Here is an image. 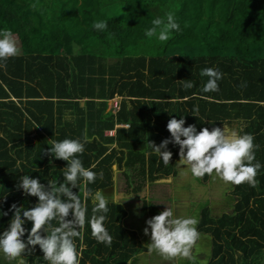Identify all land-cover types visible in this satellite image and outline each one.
Wrapping results in <instances>:
<instances>
[{
  "label": "trees",
  "instance_id": "1",
  "mask_svg": "<svg viewBox=\"0 0 264 264\" xmlns=\"http://www.w3.org/2000/svg\"><path fill=\"white\" fill-rule=\"evenodd\" d=\"M0 3L9 19L13 17L1 20L0 29L14 34L15 25H20L31 40L21 54L0 67V213H8L0 214V233L9 225L13 203L26 210L38 202L37 197L18 189L20 178L29 175L45 185L49 180L62 183L67 162L45 153L53 140L77 139L86 132L90 142L78 158L97 178L94 183L79 181L73 189L87 209L86 223L75 238L79 264H128L143 246L135 232L123 227L128 212L119 199H127L132 192L140 199L148 185L178 175L179 146L168 145L172 158L165 166L148 148V141L158 146L171 139L168 121L183 117L184 126L195 125L198 132L226 126L239 135H253L259 145L255 156L262 167L255 187L233 185L229 214L214 217L203 204L206 209L200 226L211 235L216 250L210 264H261L264 0ZM169 11L175 13L180 30L173 31L166 43L147 38L145 29L151 27V21ZM97 21H107V30H95ZM209 67L218 69L223 78L218 81L219 91L202 93L208 78L201 77L200 71ZM181 80L193 81L194 87L185 90ZM116 96L121 98V110L114 115L108 109ZM124 124L130 127L116 129L114 137L106 135ZM114 166L121 171L118 202L114 200ZM210 178L206 174L198 179L207 184ZM89 190H102L109 199L104 226L113 237L110 247L91 234L93 204L85 195ZM140 200L147 215L150 203L146 198ZM67 219H72L71 213ZM52 223L58 226V221ZM23 226L30 231L32 223L26 221ZM129 244L134 246L129 248ZM24 257L26 264H48L38 245Z\"/></svg>",
  "mask_w": 264,
  "mask_h": 264
},
{
  "label": "clouds",
  "instance_id": "2",
  "mask_svg": "<svg viewBox=\"0 0 264 264\" xmlns=\"http://www.w3.org/2000/svg\"><path fill=\"white\" fill-rule=\"evenodd\" d=\"M32 7L37 6L33 4ZM107 27V21L93 24V28L101 32L106 31ZM179 30L175 13L169 11L151 21V27L145 29V36L150 40L155 38L160 43H166L171 33ZM19 51L11 30L0 29V62H3L0 67H6L7 60L19 55ZM200 76L208 78L201 87L202 93L219 91L218 81L223 78V74L218 69L204 68L200 71ZM181 83L185 90L194 87L191 80H181ZM194 111L198 112V108ZM184 125L183 117L179 120L171 118L166 126L171 139L163 140L158 146L148 141V148L162 159L165 166L172 158V152L168 150L171 143L179 146V164L186 165L194 177L203 178L207 174L225 183L237 186L248 183L255 187V177L262 165L256 161L255 152L259 145L254 143L253 135H239L226 126L223 129L213 127L211 130L205 127L198 132L195 125ZM89 142L86 132L81 138L52 141L45 154L67 162V166L63 168L62 183L49 180L45 185L38 178H31L29 175L20 178L18 189H22L25 195L37 197L38 202L26 210L15 203L11 205L9 211L13 213L12 218L7 229L0 233V253L4 260L26 264L23 255L30 254L38 245L48 264H79L75 238L80 235L79 229L86 223L87 209L73 189L78 188L79 181L94 183L97 178V173L85 168L78 158ZM99 176L103 179V173ZM85 195L93 204V215L89 222L91 234L98 243L110 247L113 237L104 226L109 199L102 190H89ZM70 213L72 219H67ZM0 214L8 215L7 212ZM54 220L58 221V226L53 225ZM26 221L32 223L30 231L23 226ZM146 225L143 231L145 235H149L150 230V243L146 244L149 254L155 252L165 259L181 257L195 264L192 250L200 239L198 220L195 217H176L171 209L166 208L148 219ZM26 232L27 243L23 239Z\"/></svg>",
  "mask_w": 264,
  "mask_h": 264
},
{
  "label": "rangeland",
  "instance_id": "3",
  "mask_svg": "<svg viewBox=\"0 0 264 264\" xmlns=\"http://www.w3.org/2000/svg\"><path fill=\"white\" fill-rule=\"evenodd\" d=\"M9 17L10 14H6L2 10V5L0 3V28L2 27L1 20L4 19L8 21L13 20V17L11 19H9ZM15 21H18V19ZM13 35L17 41V46L20 50L19 54H21L23 48L31 44L30 43L31 40H29L28 36L25 35L24 28L21 27L20 25L19 27L15 25ZM34 44L35 43L32 42V45ZM185 166L186 165H181L178 167V172H177L178 175L174 176L171 180H169L170 182L167 185L159 183L158 186L155 188L154 193H152L154 187L149 191L148 194L142 193V197H140V199L146 198L147 201H149L150 203L149 204L150 206L145 210V213L147 215H142L144 201L142 202L139 198H135V196L133 195L134 192H132L131 195L126 197L127 199L131 197L130 199L128 200L123 199L126 200L123 202V204L129 212V216L125 221V223L128 222L127 224L129 226L133 224V226L138 227L140 229L141 234H137V233L136 234L142 246H146L147 243H150V230H149V235H145L143 231L144 228L147 226L146 221L151 217L159 214L161 211L165 210L166 208L171 209L173 211V214H176V217H181V216L195 217L199 223L200 209L204 207L202 205V203H204L203 201L216 203L217 215H219L222 211H224L227 207H229L233 202V198H232L233 197L232 191L234 189L233 184L225 183L219 178L213 179V177L210 178V181L207 184H204L201 181H199L198 178L194 177L191 174L189 168ZM148 187L151 186L148 185ZM1 189L2 186L0 184V191ZM154 196L156 198L151 199V197ZM209 206L210 204H208L206 207L208 208ZM122 225L125 229H127V227H125L124 224ZM198 231L200 233V237L205 235L203 228L199 229ZM207 242L209 241L207 240ZM205 244L206 242L202 245V247L201 245L194 246L193 249L195 250L192 251H193V255L195 256V264H210L209 259L214 258L213 256L211 257L206 253L207 249L205 248ZM134 258L131 259L130 261L134 260ZM23 259L26 261L24 255H23ZM11 262L17 264L16 261H11ZM137 263L138 264H156V263L192 264L190 260L181 257H177L174 259H165L155 252L151 254L146 253L144 255H141L138 258ZM260 263L264 264V257L261 258ZM6 264H11V263H6Z\"/></svg>",
  "mask_w": 264,
  "mask_h": 264
},
{
  "label": "crops",
  "instance_id": "4",
  "mask_svg": "<svg viewBox=\"0 0 264 264\" xmlns=\"http://www.w3.org/2000/svg\"><path fill=\"white\" fill-rule=\"evenodd\" d=\"M84 105V104H83ZM109 110V109H108ZM124 125H126V124H124ZM128 125V124H127ZM181 166V165H180ZM114 180H115V182H116V185H115V194H116V196H114L115 198H114V200H115V202H118V193H119V185H118V178H120V176H119V174H120V172L121 171H119L118 170V167L117 166H114ZM172 178H168V179H160V180H158L157 181V184L154 186H151V187H148L147 188V190H146V193L145 194H148L149 193V191L154 187V189L152 190V193H154L155 192V188L158 186V184L159 183H162V184H164V185H167L170 181L169 180H171ZM149 198H150V196H149ZM152 198H156L155 196L154 197H151V199ZM119 200H122L123 202H124V200L123 199H119ZM147 200V199H146ZM204 203H202V205L203 204H206V205H208V204H210V206L208 207V209L209 210H211V213L213 214V216L214 217H219V216H222L224 213H227V214H229L230 212H231V207H232V203H231V205L229 206V207H227L225 210H228V211H222L219 215H217V211H216V209H217V204L216 203H212V202H209V201H203ZM150 206V205H149ZM148 206V207H149ZM126 208V207H125ZM206 208H202V209H200V213H199V215H200V218H199V220H200V222L198 223V225H197V230H199V229H201V226H200V223H201V216H203V212H204V210H205ZM126 210H127V208H126ZM127 212H128V210H127ZM142 215H144L143 214V212H142ZM128 216H129V212H128ZM174 216H176V214H174ZM128 218V217H127ZM127 218L124 220V226L125 227H127V229L128 230H130V231H132V232H135V233H137V234H141V232H140V229L138 228V227H135V226H133V224H131L130 226L127 224V223H125V221L127 220ZM146 221V220H145ZM207 240L209 241V242H207ZM206 242V244H205V248L207 249L206 250V253L209 255V256H213L214 255V251H215V249H214V246H213V240H212V237H211V235H209V234H207V233H205V235H203L202 237H200V239L197 241V243H196V245H201V247H202V245L204 244ZM84 246H85V244H84V241L82 242V244H81V249H83L84 248ZM134 245L133 244H129V248L130 247H133ZM144 247H145V249H144ZM193 250H195V249H193ZM146 253H148V251H147V247L146 246H143V250L139 253V254H137L136 256H135V258H134V260L135 259H137L138 260V258L141 256V255H144V254H146ZM149 254V253H148ZM0 258L2 259V264H6V263H11V264H14V262H9V261H6V260H4V258H3V254L2 253H0ZM262 258H263V256H262ZM132 260V261H130L129 262V264H138L137 263V260ZM25 261V260H24ZM26 262V261H25ZM209 262H210V259H209ZM156 264H164V263H156Z\"/></svg>",
  "mask_w": 264,
  "mask_h": 264
},
{
  "label": "built area",
  "instance_id": "5",
  "mask_svg": "<svg viewBox=\"0 0 264 264\" xmlns=\"http://www.w3.org/2000/svg\"><path fill=\"white\" fill-rule=\"evenodd\" d=\"M121 110V98L116 96L112 100L109 101V111L112 112L114 115L118 114V112ZM129 128V125H117L114 130L107 131L106 135L109 137H114L116 134V129L118 128Z\"/></svg>",
  "mask_w": 264,
  "mask_h": 264
}]
</instances>
